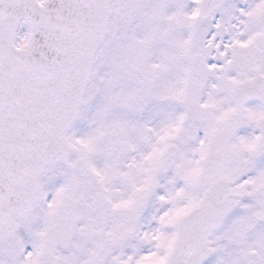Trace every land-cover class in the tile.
<instances>
[{
	"label": "snow or ice",
	"instance_id": "snow-or-ice-1",
	"mask_svg": "<svg viewBox=\"0 0 264 264\" xmlns=\"http://www.w3.org/2000/svg\"><path fill=\"white\" fill-rule=\"evenodd\" d=\"M0 264H264V0H0Z\"/></svg>",
	"mask_w": 264,
	"mask_h": 264
}]
</instances>
